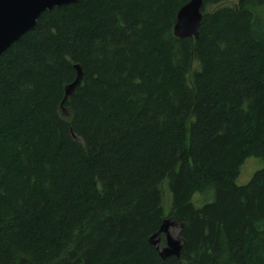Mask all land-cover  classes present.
<instances>
[{"label":"trees","instance_id":"1","mask_svg":"<svg viewBox=\"0 0 264 264\" xmlns=\"http://www.w3.org/2000/svg\"><path fill=\"white\" fill-rule=\"evenodd\" d=\"M188 1L77 0L0 54V264H264V0H202L196 39Z\"/></svg>","mask_w":264,"mask_h":264},{"label":"water","instance_id":"2","mask_svg":"<svg viewBox=\"0 0 264 264\" xmlns=\"http://www.w3.org/2000/svg\"><path fill=\"white\" fill-rule=\"evenodd\" d=\"M77 0H0V54L9 48L14 41H17L25 32L33 27L38 17L46 10L54 7H61ZM202 0H189L176 12L173 25V35L179 38L196 39L200 20L202 18ZM76 76L74 80L64 86V96L60 103V110L65 114L62 103L71 95L82 80V70L79 65L74 64ZM73 138L76 139L72 133ZM179 227L176 236L170 234L171 226ZM184 223H177L172 217H165L158 227V230L151 234L146 241L158 251L162 259L170 256L180 257V251L185 240L180 236V229ZM164 236V246H160V235Z\"/></svg>","mask_w":264,"mask_h":264},{"label":"rangeland","instance_id":"3","mask_svg":"<svg viewBox=\"0 0 264 264\" xmlns=\"http://www.w3.org/2000/svg\"><path fill=\"white\" fill-rule=\"evenodd\" d=\"M260 15L264 18V10L260 12ZM263 165V162L260 160H256L254 158L246 159L244 164L242 165L240 169V176L237 179L238 184H245L249 180L250 176L252 175V172L259 169ZM167 188V183L164 182L162 184V192H163V205L166 211L169 209L170 205V193L168 192ZM196 200H199L200 197L199 195L195 196ZM194 201V200H193ZM196 202V201H195ZM202 202V200L200 201ZM170 228V234L173 236H176L179 233V227L176 226H171Z\"/></svg>","mask_w":264,"mask_h":264}]
</instances>
